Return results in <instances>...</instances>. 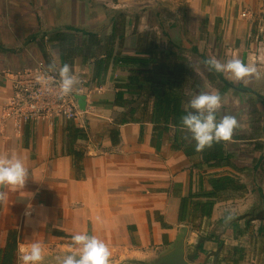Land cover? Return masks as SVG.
I'll return each instance as SVG.
<instances>
[{"label":"crops","instance_id":"obj_1","mask_svg":"<svg viewBox=\"0 0 264 264\" xmlns=\"http://www.w3.org/2000/svg\"><path fill=\"white\" fill-rule=\"evenodd\" d=\"M176 1L0 0V153L21 156L29 170L23 189H0L7 192L0 202V264H20L19 249L30 241L42 244V264H55V256L69 251L77 232L103 240L111 251L110 264H172L201 244L203 258L212 264H264V211L250 213L256 202L264 207V192L243 193L262 185L264 78L234 82L222 74L233 86L221 94L222 105L229 107L217 116H239L240 126L227 144L241 171L200 170L182 150L173 149L172 134L158 147L152 145L154 98L136 91L132 70L151 75L157 66L122 62L160 52L180 55L177 46L190 58L182 35L186 21L211 44L207 58L223 62L236 55L245 63L256 62L264 73V0H186L188 13ZM147 12L152 26L142 22ZM145 25L151 28L143 29ZM158 29L162 43L173 50L149 46L146 34ZM65 63L90 81L78 92L83 104L76 120L60 119L55 125L36 121L19 129L4 119L16 79L38 64L46 69L55 64L59 71ZM209 74L203 78L219 92L226 87ZM197 80L196 94L207 92L209 82ZM235 94L247 96L236 110L231 109ZM212 175L232 176L237 188L211 199L212 218H202L193 200L179 221L182 198L199 194L201 181L204 191H210ZM244 200L252 203L247 212L240 205ZM14 236L18 249L6 257Z\"/></svg>","mask_w":264,"mask_h":264},{"label":"clouds","instance_id":"obj_2","mask_svg":"<svg viewBox=\"0 0 264 264\" xmlns=\"http://www.w3.org/2000/svg\"><path fill=\"white\" fill-rule=\"evenodd\" d=\"M202 63L209 71L226 74L227 78L234 82L264 78V73L256 62L245 63L236 55L223 62L213 56ZM56 71L55 64H50L47 68L48 73ZM37 80L45 93L58 98L71 95L80 85L79 78L67 63L59 68L58 80L46 74H41ZM223 100L218 90L200 92L190 99L185 114L180 118V131L187 134L186 139L194 142L195 151L198 153L210 149L213 144L229 142L235 129L240 126L234 115H223L218 119L217 114ZM28 175L29 170L24 158L15 153H0V189H23ZM6 199L7 192L0 190V202ZM29 214L30 206L25 212L26 216ZM71 241L67 253L55 256V264H110L111 251L97 236L77 232L72 236ZM19 253L20 264H42L44 260L43 246L39 242L30 241L21 246Z\"/></svg>","mask_w":264,"mask_h":264},{"label":"trees","instance_id":"obj_3","mask_svg":"<svg viewBox=\"0 0 264 264\" xmlns=\"http://www.w3.org/2000/svg\"><path fill=\"white\" fill-rule=\"evenodd\" d=\"M160 22V21H159ZM165 33V32H164ZM178 47V46H177ZM180 51L169 53H157L151 56V58H124L122 62L130 63L133 67H152L156 65V70L153 74L146 73L142 75L141 71L133 69V82L134 88L138 93L148 92L150 96L154 98V105L151 114L150 122L153 125V141L152 145L158 147L164 137L172 134L174 140L173 149L182 150L186 156L195 161L196 168L205 170L206 168H231L235 171H241V164L236 159V155L228 150L227 142L219 144H213L210 149H205L203 152L195 151L194 142L186 139V133L180 131V118L185 114V108L190 99L199 92V83L197 80L196 72L191 62L184 57L186 50L182 47L177 48ZM193 54L197 56L198 50L193 49ZM165 57L164 61H161V57ZM202 61L208 59L206 56H199ZM209 79L213 82L219 81L225 83L226 87L220 89V94L226 93L228 88L232 87V83L224 79L221 73L209 71ZM205 85L200 86L201 90H204ZM205 172H207V170ZM215 178L209 180L211 190L204 191V183L201 181L202 191L199 194L191 193L188 197L182 198L180 205V220L184 221L186 215L189 212V206L193 200L194 210L198 212L202 218H212L215 201L211 199L217 198L221 192L237 188L235 179L232 176H222L217 178L218 175H212ZM207 200V201H206ZM264 211V207L261 202H256L251 209L250 213L259 214ZM237 229L238 226L234 225ZM18 249L17 237L14 236L10 239L7 252H15ZM204 249L203 244L199 245L198 249L188 257L179 258L182 263L178 264H212L211 261L204 259L202 251ZM9 259V258H7Z\"/></svg>","mask_w":264,"mask_h":264},{"label":"built area","instance_id":"obj_4","mask_svg":"<svg viewBox=\"0 0 264 264\" xmlns=\"http://www.w3.org/2000/svg\"><path fill=\"white\" fill-rule=\"evenodd\" d=\"M243 16L248 18L249 15ZM250 17L253 19L254 15ZM41 74L58 80V71L48 73L43 64L35 65L28 73L16 79L13 85L14 95L4 104V119L12 120L19 129L36 121L47 125H55L60 119L71 122L81 113L83 103L78 92L90 83L88 77L76 75L80 80L78 90L67 97L58 98L44 92L37 80Z\"/></svg>","mask_w":264,"mask_h":264},{"label":"rangeland","instance_id":"obj_5","mask_svg":"<svg viewBox=\"0 0 264 264\" xmlns=\"http://www.w3.org/2000/svg\"><path fill=\"white\" fill-rule=\"evenodd\" d=\"M128 1V4H140L141 2L140 1H147V3H149V4H152V3H154V2H156V1H158V0H127ZM176 4H179L180 6L182 5V4H185V8H184V10L188 13V3H186V0H177L176 1ZM186 5H187V8H186ZM178 15H180V14H178ZM180 17H181V15H180ZM181 18H183V17H181ZM143 24H148V23H150L151 24V26L152 25H154V20L152 19V17L150 16V14L148 15V12L147 13H145L144 14V17H143ZM184 22V25L182 26V28H183V32H182V35L184 36V38H186V43L189 45V46H187V49H189V51H187V53H189V54H191L190 56V58H188L189 59V61L191 62V66H193L194 67V69H195V71H196V74H197V78H200V80L201 81H205V82H207L208 80H207V78H203L204 77V74L205 73H207V72H209L208 71V69L205 67V65L202 63V59L199 57L200 55H203V56H205L206 55V53L207 54H209L210 55V50H212V48H211V44L209 43V42H205L204 41V38H203V34L202 35H198V34H196L194 31H191L193 28L192 27H190V26H188V24H186V21H183ZM175 27H177V26H175ZM136 28V26L135 25H133V29H135ZM151 27L150 26H148V25H145V27H143V29H146V30H148V29H150ZM202 28V27H201ZM198 30L199 29H196V32H198ZM216 30H218V29H216ZM145 35V34H144ZM147 35V37L149 38V40H148V44H149V46L151 47V48H155L156 47V50H173L174 48H173V46H168V44L166 43V41L165 42H163L162 43V37H163V35H162V32H161V30L160 29H158V30H155V32L153 33V30L152 31H150L148 34H146ZM154 35H156L159 39H156V40H154ZM189 37H191L192 38V40H190V38ZM194 46H196V47H198L199 49V52H198V54H197V56L196 55H192V53H193V49H192V47H194ZM217 49L218 50H220L221 49V47H220V45L217 47ZM206 77V76H205ZM209 82V81H208ZM207 82V83H208ZM205 85V84H204ZM211 90H217V85H214V84H212L211 82H209L208 83V91L207 92H209V91H211ZM245 100H247V96H245V95H239V94H235L233 97H232V102H233V107L234 108H231V109H234V110H236V108L240 105V104H242ZM229 106H223L222 105V107H221V109L222 108H228ZM219 114L221 113L220 112V110H219V112H218ZM234 113V115H235V117L236 118H238L239 116L237 115V113L236 112H233ZM218 114V115H219ZM248 161H250L251 160V158H249V159H247ZM247 165H249L248 163H245V164H243V166L244 167H248ZM258 167V166H257ZM258 173H260L259 171H258ZM243 176L245 177V178H250V177H252V174H248V173H243ZM262 176V179L259 181V182H261L262 183V185L264 184V174L263 175H261ZM254 177H255V179L256 178H258L259 176L258 175H254ZM262 185H259V186H252V187H250L249 186V190L247 191V192H243L244 193V195H250L249 193L251 192V190L252 189H257V190H259V191H262V192H264V190L261 188V186ZM264 194V193H263ZM245 199H246V197H245ZM233 205H235V203L233 204ZM240 205H241V207H242V209H245V211L247 212L248 210H249V205H251L252 206V203H250L248 200H244V201H242V202H240ZM250 206V207H251ZM234 209V208H233ZM182 263V260L180 261V260H178V258H176L173 262H172V264H178V263Z\"/></svg>","mask_w":264,"mask_h":264}]
</instances>
